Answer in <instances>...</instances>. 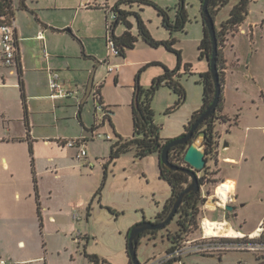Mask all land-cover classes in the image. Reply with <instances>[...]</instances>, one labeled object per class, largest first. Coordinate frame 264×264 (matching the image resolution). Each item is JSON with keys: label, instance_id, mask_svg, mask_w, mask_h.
<instances>
[{"label": "rangeland", "instance_id": "rangeland-1", "mask_svg": "<svg viewBox=\"0 0 264 264\" xmlns=\"http://www.w3.org/2000/svg\"><path fill=\"white\" fill-rule=\"evenodd\" d=\"M20 1L13 0L15 5ZM85 1L88 5H85ZM115 1L26 0V4L32 12L52 20L50 22H60L64 16L65 20H69L72 15H78L74 21L75 28H80L84 34L101 36L100 39L87 38L85 42L88 49L95 52L99 50L107 56L108 52H112L104 43V36L108 34L106 24L112 22L110 7ZM153 1L174 15L178 0ZM237 1L230 0L220 8L214 19L215 27L220 20L227 18ZM185 7L189 20L183 31L174 33V36L179 37L174 44L175 48L180 50V55L191 58V71H185L183 64L178 70L179 80L186 93L185 100L179 107L167 112L176 101V95L167 87H159L151 101L154 123L158 125L159 136L163 141L181 135L185 124L183 121L187 122L192 113L200 108L202 85L197 80L199 73L208 68L207 60L199 58L198 51V40L202 35L200 2L186 0ZM131 10L140 14L145 26L154 35L163 31L160 18L152 6H137L134 3ZM14 11L18 21L32 15L16 7ZM246 19V22L256 21L257 26L254 35L249 37L236 34L235 42L241 65L229 76L225 92L223 110L229 120L215 124L214 146L212 153L208 154L205 164L207 168L197 172V176H204L205 183L199 191L196 225L189 233L182 234L179 241L191 240L197 243L202 235L201 221L204 217L226 220L234 229L248 232L264 216V98L261 96V90L264 91V0H249ZM130 20L135 30V17L130 15ZM241 24L234 30V34L239 32V28L245 27ZM227 53L230 60L234 58L231 52ZM171 55L175 59V66L170 69L173 70L177 67V59L174 53L171 52ZM105 94L120 102L125 98L122 90L117 92L107 88ZM167 102H170L169 105H166ZM96 104L93 96H90L83 105L84 121L87 128L96 123L95 132L110 133L111 139L89 137L84 144L86 156L77 158L75 147L61 146L59 143L75 138L73 136L80 132L84 133L76 118L71 115L70 108H62L68 113L67 116L61 112L50 116L34 113L35 128L40 129L37 124H48L49 141L43 143L39 137H32L31 142L25 134L22 121L24 113L19 89L0 90V114L1 110L5 112L3 117L0 115V204L11 211L21 207L26 216L0 223V258L17 262L31 259L25 261V264H44V260L47 264H91L84 256L85 250L105 260V264H130L126 252L127 231L137 222L154 220L170 196V187L159 177L157 152L139 158L134 150H129L121 153L104 169L110 144L116 140V135L108 121L101 124L103 112L95 111ZM126 108L124 105L114 108L119 134L123 138H128L133 132L132 123L124 115ZM203 137L198 134L191 141L205 149ZM29 143L32 144V153L29 152ZM224 143L228 144L226 150L222 147ZM224 155H232L237 164L225 163L228 161L223 159ZM3 157L10 164L15 163L14 175L3 169ZM31 159L42 206L49 202L53 209L63 210L61 217H56L57 222H47L42 229L33 195ZM88 162H92V165H88ZM225 176L237 180V200L233 210L224 211L218 206L215 210L213 206L216 203L206 201L203 195L213 194ZM15 191L20 194V199L13 197ZM73 215L78 216V219H73ZM177 218L178 214L170 224L158 231L156 237L146 235L138 239L136 255L141 264L168 252L171 246L168 237L176 230ZM71 237L79 239L70 240ZM219 256L223 264H236L237 261L241 264H264V256L236 251L233 247L215 253L190 251L182 256L181 263L218 264ZM37 257L41 258L35 259ZM169 264L180 263L174 260Z\"/></svg>", "mask_w": 264, "mask_h": 264}, {"label": "crops", "instance_id": "crops-1", "mask_svg": "<svg viewBox=\"0 0 264 264\" xmlns=\"http://www.w3.org/2000/svg\"><path fill=\"white\" fill-rule=\"evenodd\" d=\"M114 3L112 4V6L114 5ZM85 5H88V2H86ZM112 6L110 7V9L112 8ZM132 6L133 4L130 5L121 4L120 8L127 11L128 10L132 11L131 10ZM11 7L15 17L16 34L19 39L18 45H19L20 60H19V67L16 69L11 67H6L0 63V90L7 88H13V89L18 88L21 97L18 70L21 71L24 102L27 110L28 128L25 125L24 117L22 121L26 131L25 134L27 138L31 140V142H33L32 137H36V138L39 137V139H41L43 143H48L49 141L48 132L50 128L47 127L48 124H40V125L37 124V126H39L40 129L35 128L36 124L33 117L34 113H37L38 115L46 114L50 116L55 112H61L63 113V115L67 116L68 113L62 110L63 107L71 109L72 111L71 115L74 118H76L75 120L80 126V129L82 130V132H84V133L80 132V134L75 135L73 137H85L88 140L89 137H91L92 131H95L94 129L97 127V124L96 123L92 124L90 128H87L88 126L84 121L83 105L86 103V101L90 96L94 95V92L96 90H98L100 93L103 106L110 111L109 116L107 118H104L101 124L104 125L105 122L108 121V123L114 129L115 135H120L119 134L120 130L117 126V121L115 120V114H117V112H115L114 108L117 105L126 106L127 108L125 109L126 111L124 115L127 116V120L131 122L133 126L131 102L133 100L136 81H138V84L141 87L146 88L150 85L153 78L162 74L163 72L162 65H164L168 69H171L175 66L174 57L171 55V52L168 51L164 46H156V47L149 46L139 37L137 42L135 43V46L133 48L127 49L125 51L124 56L115 55L109 52L106 54L107 56H105L104 54H101L99 50L98 52H95V50H89L87 43L85 42L86 39L87 38L100 39L101 36L94 34H84L82 33V30L80 28L78 27L75 28L74 21L76 20L78 15H72L69 20H65L64 17L66 16H64L62 17V20L60 22H50L52 20H48L32 12L31 8L27 6L26 0H24V5H21V2H18V4L15 5L13 0H11ZM14 7H16L17 10H20L22 12L31 13L32 14L31 17L27 15L26 19L18 21V19L15 16ZM128 20L132 24V27L130 28V32L133 35H137V29L135 28L134 30V24L132 20H130V16L128 17ZM246 20L247 19L245 18V20L241 24L243 26L245 25L244 28H246L251 23L256 24V21L246 22ZM222 21L223 20H220V23L217 26V28L220 27ZM125 29L126 27L123 24H119L116 26L114 33L116 35H120ZM39 31L43 32L42 39L36 37V34ZM150 33L155 39H168L170 37L168 31L165 30L164 28L163 31L158 35H154L152 32ZM254 33L255 32L253 31L252 35H254ZM236 34H242V33L238 32L235 34L234 33L227 34L225 37L224 46L222 48L223 57L225 61L224 62L225 83L222 92L224 104H225V99H224L225 92L227 89L229 76L233 75L234 72L241 65L238 46L236 45L235 42L237 38ZM202 35H203V29H202ZM202 35L198 40V44L202 38ZM174 37L176 40L179 38L178 36H174ZM106 39H107V34L104 36V40H105L104 43L107 42ZM44 50L46 52V55L44 53ZM41 51H43V54L41 53ZM228 51L233 54L234 58L231 60L229 54L227 53ZM185 63L190 64L189 70L191 71V58H186L182 54L179 68L182 67V64L184 67ZM50 71H54L58 74V81L63 86V88L68 92L67 95L57 98L50 97L51 95V90L49 88ZM204 71L205 70H202L201 72ZM160 87H166V86H160ZM107 88H112L117 92L118 90H122L125 93V98L120 102L118 100H115L111 96L106 95L105 93ZM261 96L264 98L263 90H261ZM169 103L170 102H167L166 105H169ZM21 105H22V111L24 113L22 98H21ZM1 113L2 114L0 115L1 117H3L5 115L4 114L5 112L1 110ZM223 113L226 114L224 110ZM185 119H187V116ZM187 122L183 121V123H185L184 126L186 125ZM226 131L228 130L226 129ZM184 132L185 131L183 130V133ZM35 133H40V134L35 135ZM105 134L110 135V133H105ZM131 135L129 137H131ZM92 138H96V137H92ZM223 145H222V147L224 148L223 150H226L228 144H225L224 146ZM223 157L225 161H228L225 163L233 164V165L237 164V160L232 155H224ZM2 161H3V166H2L3 169L6 171L7 170L11 171V175H14L15 163L11 162L10 164L8 160H6V158L4 157L2 158ZM30 165H31V175L33 181L32 164ZM88 165L91 166L92 162H88ZM223 179L233 184V196L237 199V194H236L237 180L234 177H230V176L222 177L221 180ZM36 184H37V196L34 189V182H33V192H34L33 195L36 203V214L38 217L39 226L41 221L42 226L40 228L42 229L43 227H46L47 222H54V223L57 222L56 217L57 216L61 217L63 210L56 208L53 209L49 202L46 205L42 206V201H40L41 195H39L38 183L36 182ZM13 197H15L16 199H20L21 196L17 191H15L13 193ZM37 203L39 204L41 220L39 219L37 213V205H38ZM210 203L213 202L211 201ZM23 212L25 211H23L21 207L16 208V211H11L8 207H5L4 205L0 204V223L7 222L11 218L19 219L21 218L20 216L22 217L25 216ZM22 213L24 215H22ZM12 214H14V216ZM74 216L75 215H73V219ZM263 218L264 216L260 218L257 225L252 230L248 232L246 231L242 232V230H237V231H240L241 233H251L255 231L259 223L262 220H264ZM77 219L78 216H76L75 220ZM229 225L231 226L230 223ZM79 235L81 234L79 233ZM76 239H79V237H71L70 240H76ZM40 258L41 257H37L35 259H40ZM153 258H155V256ZM153 258H150L149 260ZM29 260L31 259H26L21 261L23 264H25V261H29ZM237 262L240 263V261ZM44 264H47L45 260H44Z\"/></svg>", "mask_w": 264, "mask_h": 264}, {"label": "trees", "instance_id": "trees-1", "mask_svg": "<svg viewBox=\"0 0 264 264\" xmlns=\"http://www.w3.org/2000/svg\"><path fill=\"white\" fill-rule=\"evenodd\" d=\"M230 0H209L208 2V11L211 16L215 19L217 12L226 5ZM21 5H24V0H21ZM186 0H178L175 5L174 15L169 14V9L163 8L159 6L153 0H117L112 8L110 9L113 13L112 22L107 23V36L112 39L114 46L117 50V55L124 56L125 51L129 48H133L135 43L138 40V37L141 38L147 45L156 47V46H164L168 51L175 54L177 59V67L173 70L168 69L164 65H162L163 72L161 75L152 79L150 85L146 88L141 87L138 84V81L135 83V89L133 94V100L131 102V110H132V122H133V132L131 137L122 138L120 135H116V140L110 144V152L107 162L104 164V169L106 170L107 164L114 161L121 153H124L129 150H134L136 157H143L149 153L157 152L159 154L163 145L169 141L170 139H163L159 136V127L154 123V113L151 108V101L155 91L160 86H166L169 88L175 95L176 101L174 104L167 110L171 111L179 107L185 100V89L179 80V64L181 62L180 51L175 48L174 44L176 42L175 37L173 36L175 32L183 31L186 22L189 20L188 13L185 7ZM200 2V11H201V2ZM248 2L249 0H238L231 7L227 18H225L220 27L216 29V41H217V56H216V67L218 71L219 83L221 85V96L219 99V103L216 107L215 112L206 118L203 122L198 124L196 129L193 131V135L191 139H194L199 133L203 132V143L206 145L205 147V159L207 162L208 154L212 153V149L214 146V136H215V124L218 121L226 122L229 120V117L223 113V86L225 83V72H224V57H223V46L225 37L229 33H233L234 30L240 25L246 18L248 13ZM138 4L140 5H149L152 6L157 15L160 18L161 26L168 31L170 37L168 39H155L150 31L145 26L143 20L140 17V14L136 11H127L120 8L121 4ZM5 6L8 10L12 11L11 0L4 1ZM133 15L136 20V29L137 35H133L130 32V28L132 27L131 22L128 20V17ZM123 24L126 29L120 34L116 35L114 30L117 25ZM203 35L198 44L199 58H205L208 63V59L211 55V40L210 35L203 25L202 22ZM184 70L189 72L190 64H184ZM19 77V87L21 91V98L23 100V108H24V122L26 127L28 128L27 123V110L24 102V92H23V82L21 78V71L18 70ZM198 83L202 85V104L199 109L195 110L188 122L184 126V131H187L193 121L198 117V115L211 103L214 94V83L211 77V73L209 71V63L208 68L204 72L199 73ZM95 95L98 97V102L102 104L100 93L96 90ZM103 106V104H102ZM105 114L104 118L109 116V110L103 106ZM183 135V133L181 134ZM179 135V136H181ZM191 141V140H190ZM189 141V142H190ZM187 144H177L172 146L168 152V159L171 163L188 167V164L183 160V154L186 150ZM29 152L32 153V146L29 143ZM33 159H31V164ZM207 165L202 170H205ZM201 171V170H200ZM199 172V171H197ZM32 174H33V182L34 189L37 196V180L34 175V168L32 165ZM159 177L165 180L170 187V196L165 200L162 209L158 212L154 221H160L168 214L172 207V203L174 198L178 193H180L183 188L189 182V176L177 170H170L162 168L159 165ZM204 176H199L200 185L203 183ZM200 203V192L194 194H187L179 204L176 213L178 214L177 224L178 231H175L170 238H175L172 242L173 244L179 241L182 238V234H187L191 231L193 227L196 225V216L199 210ZM38 204V203H37ZM37 213L39 219L41 220L39 204L37 205ZM40 221V227H41ZM129 231V230H128ZM128 231L126 233V237L128 235ZM158 230H151L143 232L140 237L148 235L150 238L156 237ZM225 242H233L232 239H223ZM235 241V240H234ZM173 244L169 247L168 250H171ZM127 252V250H126ZM84 256L89 260L91 264H100L101 262L105 264V260H100L95 254L87 253L84 250ZM128 255V253H127ZM129 257V256H128ZM176 259L170 260L165 264H169ZM130 262V260H129Z\"/></svg>", "mask_w": 264, "mask_h": 264}, {"label": "built area", "instance_id": "built-area-1", "mask_svg": "<svg viewBox=\"0 0 264 264\" xmlns=\"http://www.w3.org/2000/svg\"><path fill=\"white\" fill-rule=\"evenodd\" d=\"M5 0H0V63L6 67L11 68H18L19 67V45H18V37L16 34V23H15V17L13 14V11L8 10L7 7L4 4ZM113 18V15H112ZM257 26V24H249L246 28H239V32L250 36L253 34L254 28ZM36 37L39 39L43 38V32L39 31L36 34ZM107 46L109 50L117 55V50L114 46V43L112 39H110L107 36L106 39ZM44 53L46 55V52L44 50ZM49 88L51 90V98H57L62 97L68 94V92L63 88V86L58 81V74L54 71L49 72ZM94 100L96 101L95 105V111H102V117L105 114V111L103 109L102 104L98 102L97 95H93ZM92 137H103L105 139H111V136L109 134H102L99 132L92 131L91 138ZM87 138L85 137H75L70 138L67 140L60 141L59 143L61 146L66 147H75L76 148V157L82 158L86 156V150H85V142ZM225 179L221 180L219 184H217L216 187L223 185ZM203 183L200 185V188L203 187ZM226 201H221L218 195H216L215 191L213 194L207 196L203 195V198L208 201L211 200L216 206L223 208L226 204L231 202L233 199V190L229 189L226 191ZM204 200V201H205ZM74 219H76V215L74 216ZM202 223V221H201ZM263 220L259 223L258 227L255 229V231L251 233H242L240 236H225V235H217V236H208L204 233L203 227L201 225L202 229V235L199 238V241L197 243H192L195 241L191 240H183V241H177L173 244V247L171 250H168L164 255L160 257H155L144 264H165L169 262L170 260L176 259L181 263V258L186 253H189L190 251H196L201 253H215L216 251H227L231 249V247L235 248L236 251H247L254 253L258 257L264 256V231L262 229ZM223 239H232L233 242H225ZM235 240V241H234ZM192 244V245H191ZM0 264H23L22 262H14L9 261L5 259H0Z\"/></svg>", "mask_w": 264, "mask_h": 264}, {"label": "water", "instance_id": "water-1", "mask_svg": "<svg viewBox=\"0 0 264 264\" xmlns=\"http://www.w3.org/2000/svg\"><path fill=\"white\" fill-rule=\"evenodd\" d=\"M209 0H202L201 2V17L203 25L206 27L211 40V55L208 59L209 71L214 83V94L211 103L198 115V117L190 125L189 129L183 133L181 136L171 138L167 141L159 152V165L162 168L177 170L186 173L189 176V182L183 188V190L176 195L172 203V207L168 214L160 221H147L143 220L133 224L127 235L126 239V249L129 256L130 264H141L136 255V245L140 235L147 230H158L163 228L167 223L171 221L176 213V210L181 203L182 199L187 194H194L200 191L199 178L197 176V171L202 170L205 167V149L197 144L195 141H190L193 131L196 129L198 124L203 122L206 118L212 115L219 103L221 96V85L219 83L218 71L216 67V56H217V41H216V29L214 18L208 11ZM199 135L204 136L201 132ZM190 141V142H189ZM177 144H187L186 150L183 154V160L188 164V167L178 166L171 163L168 159V152L172 146ZM227 143H224V145ZM223 145V146H224ZM227 210H231L233 207L227 205L225 207ZM219 264H223L221 260H218ZM236 264H240L237 262Z\"/></svg>", "mask_w": 264, "mask_h": 264}, {"label": "bare ground", "instance_id": "bare-ground-1", "mask_svg": "<svg viewBox=\"0 0 264 264\" xmlns=\"http://www.w3.org/2000/svg\"><path fill=\"white\" fill-rule=\"evenodd\" d=\"M229 189L233 190V184L227 181H224L223 185H220L215 188V193L222 201H226V191ZM203 231L208 236H240L242 233L240 231L232 228L229 223L225 220H211L208 217L202 219Z\"/></svg>", "mask_w": 264, "mask_h": 264}, {"label": "flooded vegetation", "instance_id": "flooded-vegetation-1", "mask_svg": "<svg viewBox=\"0 0 264 264\" xmlns=\"http://www.w3.org/2000/svg\"><path fill=\"white\" fill-rule=\"evenodd\" d=\"M190 140H192V139H190ZM198 178H199V176H198ZM236 200H237V199L233 196V199L231 200V202H229L228 204H226L225 207H226L227 205H230V206L233 207L231 210H233V209H234V206H235L234 202H235ZM216 207H217V206H216ZM216 207L213 208V209L216 210ZM225 207H224V211L227 210ZM175 215H176V214H175ZM175 215H174V216H175ZM174 216H173V218H174ZM173 218L171 219V221L173 220ZM152 221H154V220H152ZM171 221H170V222H171ZM170 222L167 223L163 228H165L168 224H170ZM163 228H161V229H163ZM161 229H158V231L161 230ZM262 229H263V231H264V227H263V225H262ZM147 231H151V230H147ZM175 231H177V232L179 233V231H178L177 219H176V230H175ZM145 232H146V231H145ZM168 238H169V240L171 241V244H173L172 242L175 240L176 237L172 239V238H170V236H169ZM218 260H221V258L219 257ZM218 264H219V263H218Z\"/></svg>", "mask_w": 264, "mask_h": 264}]
</instances>
